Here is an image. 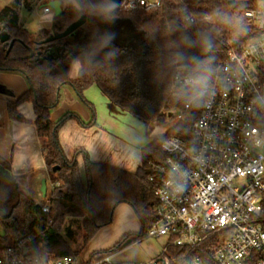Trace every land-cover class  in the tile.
<instances>
[{"label": "trees", "instance_id": "trees-1", "mask_svg": "<svg viewBox=\"0 0 264 264\" xmlns=\"http://www.w3.org/2000/svg\"><path fill=\"white\" fill-rule=\"evenodd\" d=\"M48 1H59L62 15L53 17L49 31L30 33L20 23V6L30 10L34 3ZM161 1L160 8L148 12H125L111 0H13L0 11V71L21 74L29 84L19 99L7 103L8 116L12 121L25 122L18 107L23 103L33 105L52 183L49 213H43L14 183L16 201L8 214L0 213V252L31 236L27 246L33 255L56 259L78 256L100 229L112 223L122 203L133 208L142 224L140 233L127 234L110 249L91 254L87 264L108 258L127 241L131 245L147 236V230L157 220L158 204L156 183L150 182V177L158 175L154 166L167 161L162 144L173 136L192 139L193 124L202 109L201 99L192 100L201 87L180 86L175 75L178 70L190 68L201 86L208 82L214 67L230 51L239 52L248 41L259 37L255 24L245 19L243 12L258 8L263 0ZM187 13L199 19L211 16L212 20L190 24ZM84 16L87 22L71 36L44 42ZM125 25L129 33L121 37L120 28ZM3 36L8 37L5 42ZM76 61L80 67L76 77L71 78L70 70ZM94 85L128 114L157 126L173 117L172 110L190 101L191 107L185 119L176 120L162 137L153 138L141 149V162L135 172L92 162L82 149L68 159L59 142L60 129L70 119L90 127L95 116L85 124L77 114L67 112L53 122L52 112L60 105L64 86L71 87L93 112L84 92ZM0 167H5L12 177L10 163L1 157ZM261 226L264 230V196ZM78 236L82 247L73 250L70 241L75 242ZM188 255L187 249L173 245H166L162 254L169 264H183Z\"/></svg>", "mask_w": 264, "mask_h": 264}, {"label": "built area", "instance_id": "built-area-1", "mask_svg": "<svg viewBox=\"0 0 264 264\" xmlns=\"http://www.w3.org/2000/svg\"><path fill=\"white\" fill-rule=\"evenodd\" d=\"M161 0H122L125 12L160 8ZM45 7L44 13L49 14ZM243 17L256 26L259 37L213 69L201 86L190 68L178 70L175 82L185 88L201 87L192 99L202 100L193 138L170 137L162 144L167 155L154 166L157 220L148 237H166L167 246L187 249L183 264H264L261 226L264 196V0ZM190 24L211 21L187 13ZM191 101L176 110L177 120L189 114ZM49 213L50 203L40 204ZM31 236L0 252V264H87L78 256L56 259L33 255ZM166 248L164 249V252ZM109 263V258L91 264ZM154 264H169L162 257Z\"/></svg>", "mask_w": 264, "mask_h": 264}, {"label": "crops", "instance_id": "crops-1", "mask_svg": "<svg viewBox=\"0 0 264 264\" xmlns=\"http://www.w3.org/2000/svg\"><path fill=\"white\" fill-rule=\"evenodd\" d=\"M66 87L68 86L61 89L65 96L62 94L60 105L52 112L51 120L56 122L65 113L73 112L85 124H89L95 116L93 125L90 127H84L77 120L70 119L60 129L59 142L66 157L72 159L75 151L82 149L92 162L107 163L128 172H135L141 162V150L131 147L128 140L122 141L117 134L118 130L125 128L124 120L130 114L128 115L127 112L110 102L95 85L84 92L85 100L93 107V114L88 107V110H84L74 91ZM28 88L29 84L21 74L0 71V157L10 163L11 175L18 190L40 205L50 201L52 183L43 159L41 143L35 126L33 105L23 103L18 107V112L25 122L10 120L7 112V103L19 99ZM128 132L126 130L127 134ZM78 162L82 167L81 157ZM43 180L46 181L47 187L45 197L40 190V181L42 183ZM48 186L51 187L50 190ZM13 191L15 196V188ZM126 210L128 209L125 207L119 209L120 213ZM116 211L117 209L114 212V218ZM124 229L120 234L112 235L110 240L108 238V245L109 243H112V246L115 245L127 235V229ZM104 231L105 228L98 235ZM94 239L89 243L90 250H92L89 253L108 249L97 247ZM109 262H111L110 259Z\"/></svg>", "mask_w": 264, "mask_h": 264}, {"label": "rangeland", "instance_id": "rangeland-1", "mask_svg": "<svg viewBox=\"0 0 264 264\" xmlns=\"http://www.w3.org/2000/svg\"><path fill=\"white\" fill-rule=\"evenodd\" d=\"M12 1L13 0H0V11L4 7L9 5ZM50 2L52 1L36 2L32 5V8L30 10L25 9L22 5L20 6L18 10L20 23L30 33L39 35L40 32L49 31L51 29L54 12L51 8L49 14H45L43 11ZM120 30H122L120 31L121 37H124L129 33V28L126 27V25L124 27H121ZM79 67L80 66L77 61L73 63L70 70L71 78H74L77 75ZM66 88L71 90L69 86ZM62 94L63 91L61 92V96H65V94ZM78 102L84 110H88L87 107L80 102V100H78ZM171 113L173 114V117L167 118L165 124L161 126H157L154 123H145L139 118L128 114L129 116H126L127 118L126 120H124L125 128L123 127V130H118L117 134L122 141L128 140L131 147H135V149L141 150L146 147L153 138L162 137L165 134L167 128L177 120L176 110H172ZM126 130L129 131V134L126 133ZM13 189L14 182L9 174V171L5 167H0V213L4 215L9 213L10 208L16 201L14 200L15 197ZM48 189L50 190L51 187L48 186ZM120 207H125L128 210L121 211L120 213ZM116 209L117 211L115 213V218L113 217L112 223L100 229L101 231L105 228V231L102 234H97L98 236L96 235L97 237H95L96 239H94L96 241L95 243L97 244V247L99 248L104 247L110 249L112 243H109L108 245L107 239L109 238L110 240L111 236L116 233L120 234L123 231L122 229L124 228V230L127 229V234H137L140 233L142 229V224L139 218L129 204L122 203ZM167 242L168 239L166 237L146 236L144 239L138 240L128 246H125V243L120 250L108 256V258L112 262L109 263L154 264L156 261L160 260L161 257H163L162 254L164 252V249L166 248ZM70 244L73 250H80L82 247L81 236H78L75 242L70 241ZM108 249L101 250L106 251ZM90 251H92L90 250V245L86 246L84 249H81L80 254L78 255L80 262H86L89 259L90 254H92L89 253Z\"/></svg>", "mask_w": 264, "mask_h": 264}, {"label": "water", "instance_id": "water-1", "mask_svg": "<svg viewBox=\"0 0 264 264\" xmlns=\"http://www.w3.org/2000/svg\"><path fill=\"white\" fill-rule=\"evenodd\" d=\"M114 4L119 5L122 0H111ZM46 7H49L54 12V17H59L63 13L62 4L59 1H52L50 2ZM87 22V18L84 16L80 18L78 21L70 25L63 33H56L50 36L48 39H46L44 42H51L58 39H64L66 37L71 36L74 34L79 28H81L85 23ZM8 39L7 36L2 37V42H5ZM43 43V42H42ZM211 51H209L210 53ZM208 53V54H209ZM55 170V169H54ZM41 193L45 197L47 193V187H46V181L43 180L41 183ZM130 244V241H128L125 246H128Z\"/></svg>", "mask_w": 264, "mask_h": 264}]
</instances>
